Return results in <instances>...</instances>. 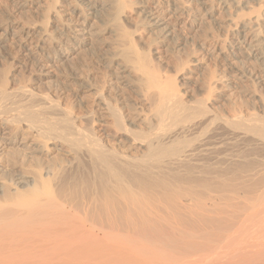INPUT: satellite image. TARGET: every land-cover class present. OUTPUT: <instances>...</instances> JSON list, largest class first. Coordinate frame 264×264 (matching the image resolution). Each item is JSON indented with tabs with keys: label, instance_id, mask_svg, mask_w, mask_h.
I'll return each mask as SVG.
<instances>
[{
	"label": "bare ground",
	"instance_id": "1",
	"mask_svg": "<svg viewBox=\"0 0 264 264\" xmlns=\"http://www.w3.org/2000/svg\"><path fill=\"white\" fill-rule=\"evenodd\" d=\"M183 1L184 6L173 5L166 14L144 5L139 12L145 22L141 25L167 40L175 36L177 24L193 32L197 22L204 25V21L213 20L214 8L205 0ZM241 1L235 4L239 6ZM50 2L36 29L9 21L14 26L11 36L17 34L15 42L20 41V50L30 56L33 65L44 61L61 64L71 55L82 60L80 57L97 45L99 60L94 59L103 71L98 72L99 84L92 76V80L83 79V74L80 80L72 81L75 97L91 99L87 112L73 114L66 109L63 119L50 120L46 115L58 107L52 105L39 112L25 107L11 120L0 116L1 125L24 127L38 140L26 155L36 156L34 167L39 172L32 179L10 172L0 185V264H264V114L222 115L216 105L224 94L212 98L215 91L208 88L211 93L206 97H189L181 92L182 84L178 86L185 79L164 78L156 43L144 49L145 41L128 32L133 19L126 0L107 1L110 21L106 19L109 25L100 31L117 38L116 43L122 41L121 49L105 45L94 29L96 23L89 24L98 14L94 0ZM61 5L64 9L58 10ZM66 12L69 20L63 16ZM238 19L230 22L234 28H247ZM53 33L61 39H55ZM62 41L71 47L62 51ZM217 45L211 53L219 56L227 48L223 51L225 45L220 49ZM52 49L60 53L50 57ZM40 51L47 55L38 57ZM100 51L105 57L98 55ZM229 54L216 59L231 63L233 70L243 57L234 50ZM190 60L185 59L181 71L185 67L191 71L196 61ZM260 60L254 59L260 62L258 67L264 65ZM7 73L0 82L2 100L11 96ZM212 73L210 79L214 78ZM223 87L231 90V84ZM260 96L257 102L264 108V97ZM28 97L31 100L30 94ZM23 100L22 105L28 103ZM50 152L63 157L49 165L44 158Z\"/></svg>",
	"mask_w": 264,
	"mask_h": 264
},
{
	"label": "rangeland",
	"instance_id": "2",
	"mask_svg": "<svg viewBox=\"0 0 264 264\" xmlns=\"http://www.w3.org/2000/svg\"><path fill=\"white\" fill-rule=\"evenodd\" d=\"M107 1L105 3H103L104 0H94L95 4L98 6V8H96V10H97L99 15L96 14L97 18H96V16L94 17L95 21L92 19L89 22V24H91L92 21H93V23H96V24H94V29L98 30L99 35L102 37V39H104L105 45H109L112 49H114L116 47L117 48L120 47L119 49H121L122 45H120V44L121 43L123 44L122 41H120L118 39V42L116 43L117 38H113V37L109 38L108 35H106L104 32H100V31L105 30L104 28L108 27L106 25H109L108 22L110 21V20L108 21V19L110 18L108 16L109 10L107 9V7H105L108 3ZM126 1L129 3V7H130V9H128L129 10L128 13L131 15V18L133 19L132 25H130L128 27V32L129 33L132 32V34H130V35L134 34L133 36H135V37L140 36L142 42L145 41L144 42V46H145L144 49L145 48L147 49L146 45H151V44H153V42H154V44L156 43L155 46L158 47L159 50H161L162 59H160V65L162 64L163 66L161 65L160 73L162 74V76H165L164 78L171 75V77H173L174 80L177 79L178 82L180 79H185L184 81L186 84H184V81H182V82H179L178 86L180 84H182V86L181 85L179 86L181 92H183V93L186 92V94L188 93L187 96H189V97L191 96L193 98L194 97L196 98V97H199L200 94L203 95V97H206L207 94L211 93V91L209 93L208 88H211L215 91V93H212V96H213V94L215 95L212 98H217L218 96H222L224 94L223 98L221 97V99H220L221 103H217V105H216L218 107L217 110L219 109L220 113L223 112L222 115L225 114L227 116L230 114L229 116H232V117H234V116L249 117L253 113H255L256 115L260 114L259 116H261V117L263 116L264 110H262V109H264V108L261 107L260 105H258L260 103V101L257 102L258 101L257 97H258V95L260 96L261 94L262 95L260 97H262V96L264 97V89H262V87L264 88V85H263L264 84V75H263L264 74L263 73L264 65L258 67L257 64H259L260 62L256 63V61H254V59L261 58L260 61L264 62V16H263L264 15V0H261L262 3L261 2L255 3V2L250 1V0H242V1L241 0H209L211 2L210 3V2H208V0H205L207 2L208 6H211V8L213 6V8H214V9L212 8L213 9L212 10V14H213L212 16H213V20L214 19H216V20L213 21L212 18L209 19L214 24H211V22L209 20H207L208 22L204 21L205 22L204 25L197 22V26H196V28L193 29L194 30L193 32L197 33V30H198V33L197 34L195 33L196 35L194 34V36L192 35L193 32H189L187 30V28L184 27L185 25L177 24L175 26L176 30L174 28L175 34L173 33L175 36H172L173 39L168 38L167 40L161 38L157 31H155L156 32L155 33L154 30L148 28V26H146V24H144L145 27H144V25L143 26L141 25L145 22H144V19H142L143 18L142 14L140 13L141 16L139 15L140 9L144 8V5H145V8H149V6H151V7H155L159 11L161 10L160 12L161 13L163 12L162 14H166L167 8L169 10V7H171L173 5L177 6L180 3L182 6H184L185 1H183V0H182V2H180L181 0L180 1L178 0L179 2L177 0H176L177 2H175V0H165V1L163 0V2L161 0H159V1H156V0H126ZM234 1H236V2H234ZM238 1L243 2L242 4H240L241 6L240 5L238 6L235 4V3H238ZM247 1H250V2L247 3ZM173 2L176 3V5ZM186 2H188V0H186ZM244 2H246V3H244ZM49 3L51 4L50 0L49 1H47V0H0V82H1V79L3 76V73L8 72L7 73V76H8L7 79L9 81H8V89L7 90H8V93H10V95H11L10 98L4 99V100H2L0 97V116L2 119L11 120V118L17 117L20 113H22L25 110V107H29L31 109V111L39 112L43 108L48 107V109H50L49 107H51L52 105H54V106L58 105V107L53 106L54 109L51 108L53 110L48 112V114L46 115V117H48V119H50V120L63 119L66 116L65 114H67V113H65L66 109H69V111H72L73 114H75V113L78 114V112L80 113L81 111L87 112L88 110H91V109H89V108H91V107H89L92 103V102H89L91 99L90 98L87 99L84 97L81 100L80 99L81 97L78 98L77 95L75 97V94H74L75 92H73V91H76V89H75V86L73 85V83L76 80L77 81L80 80L81 76L83 74L84 75V76H82L83 79H89L92 76V78H94V82L96 81L95 83L99 84L98 81L100 82L101 78H99L98 76L101 77V73L103 70H101L102 67L99 66L100 64L97 63L98 61L96 62L94 59V58L98 59L96 56L97 55L96 49H98L99 47H97V45H95L94 48H91L93 50H91V49L88 50L90 53L87 51L88 53L85 54L84 57H80V58H82V60L79 59L77 56H76V58H74V56L71 55L73 57H71V56L69 57L70 61L68 60V61L61 63V64H59V63L49 64L46 61H44L42 63H38V65H33L30 56H28L27 53L20 50V47H19L20 41H19V43H17L18 42V37H16L17 34H14L15 37L11 36V33L13 35L14 26H12V24L9 22L10 20L11 21L13 20V22H16L17 24H20L24 27L26 26V28H28V29H36V28H38V26H40L41 21H42V15L44 14V11L47 10L48 7L50 6ZM209 3H210V5H209ZM170 4H172V5H170ZM21 5H23V6L25 5V6L23 7ZM181 5H179L178 7H181ZM103 8H104V10H103ZM252 8H254V9H252ZM61 9L62 10L64 9L63 5L58 7V10H61ZM258 12H259V14H258ZM66 13H67V15L64 14L63 16H64V18H66V20H69L68 18H70V13H68V12H66ZM237 14L238 15L240 14V16H238ZM243 16H246V17H243ZM235 17H237V18L235 19ZM239 17H242L244 20L240 18L241 19V21H240V19H238ZM217 18H218V20H217ZM106 19L108 22L105 21ZM193 19H194V15H193ZM237 19L239 20V22L243 21L242 24L246 23L247 28H240L239 30L237 27L234 28V25H233L234 23L232 24L230 22H234V20H237ZM135 21H136V23H135ZM105 22L108 24H106ZM198 23H199V25H198ZM207 23H209V24H207ZM215 23L217 24V26L215 25ZM250 23H252V24H250ZM70 25L72 26L73 23L70 22ZM100 25H101V30H100ZM201 26H203V27H201ZM64 29H66V27H64L63 30ZM242 29H244V30H242ZM52 31H53V29H52ZM223 31L225 34L222 33ZM154 33H155V35H154ZM55 34L56 33H53L54 38L56 37L55 39H57V40L61 39L59 34H56V35ZM225 35H226V38H225ZM114 40H116V41H114ZM222 40L224 41L223 44H221L223 42ZM15 41H17V42H15ZM113 41H114V43H113ZM230 42H231V44H230ZM61 43H65V41L64 42L62 41ZM201 44H202V46H201ZM212 44H213V46H212ZM226 44L228 46L230 45L231 47L230 46L228 47ZM64 45H66V46H64ZM64 45H62L60 47V49L62 51L64 49H66V50L68 49L69 42H66ZM216 45L219 49L225 45L222 48V50L227 48V49H225V51L223 50L224 52L222 54H219V56H223L225 53L226 55H224V56L229 57L230 56L229 51L232 52L233 50H234V52H238L240 54L242 53L241 55L243 57V61L240 62L241 64L238 63V65H236L237 67L235 66L236 68L232 70L231 67L233 65L231 63L227 62V63H229V65H228L225 62L226 60L224 61L223 59H220V58L216 59V57L218 56L217 52L211 53L212 47H214ZM197 46H199V47H197ZM233 46L235 49L232 48ZM70 47H71V45H69V48ZM256 47L258 50L256 49ZM198 48H199V50H198ZM228 49H229V51H228ZM57 50L55 51L52 49L49 56L50 57L57 56V53L58 54L60 53L59 52L60 50L59 49H57ZM206 50H207V52H205ZM206 53H207V55H206ZM102 54L105 57V55H106L105 52L103 53V51L102 52L100 51L98 53V55H101V56H102ZM256 54H258V56L255 58ZM43 55H47L46 52L40 51V55H38V57H42ZM86 55H87V57H86ZM208 55H209V57H208ZM189 56H190L191 60L194 59L193 61H196V63H194L195 66H191L192 68L189 69L191 71H186V70H188L189 67H185V70L181 71L184 68L183 62L185 61V59L190 60L188 58ZM259 56H261V57H259ZM246 57H247V59H245ZM83 61H84V63H83ZM93 61H95V62H93ZM220 61H222V63ZM253 61L255 63H250ZM223 62H225V63H223ZM43 64H44V67L42 66ZM182 64H183V66H182ZM58 65H60V66H58ZM178 65H180V66H178ZM230 65H231V67H230ZM227 66H229V67L227 68ZM178 67L180 68L179 72H178V70H179ZM238 67H240V68H238ZM237 68H238V70H237ZM262 68H263V70H262ZM202 70H204V71H202ZM240 70H242V72ZM256 70H257V72H255ZM213 71H214L215 75H214V73H212ZM227 71H229V72H227ZM232 71H234V72H232ZM243 71H245L246 73ZM250 71L251 72L254 71V74L252 73V75H251ZM98 72H101V73H98ZM206 72L208 73V75ZM247 72H250V73H247ZM203 73H205V74H203ZM211 73L215 79L214 78L210 79ZM233 73H234V76H232ZM240 73H243L241 75H244V76H240ZM236 74H237V78L235 76ZM258 74H260L261 76ZM88 75H89V77L85 78ZM199 75H200V77H199ZM203 75H204V77H203ZM206 75H207V77H206ZM245 75L247 78H250V75H251V78L246 79ZM247 75H249V76H247ZM253 75H254V77H253ZM256 75H257V78H255ZM176 76L178 78H175ZM209 76H210V78H209ZM262 76H263V78H262ZM96 77H98V78H96ZM171 77H169V78H171ZM252 77H253V79H252ZM92 78H91V80H92ZM204 78H206V79H204ZM234 78L236 80H234ZM98 79H100V80H98ZM207 79L208 80L210 79L209 80L210 83L213 81V83H211V85H210V83H208L211 87H209V85H207V83H206V82H208ZM260 80H261V82H260ZM72 81H73V83H72ZM202 82H203V84H202ZM205 83H206V86H208L207 88L205 86ZM222 83L224 85L225 84H231V90L230 91L224 90L225 88L223 87L224 85ZM233 83H234V85H233ZM65 84H66V86L67 85L68 86L65 87ZM203 85L205 86V88L203 87ZM212 86H216V88L215 87L214 88L216 90L218 88V90L216 91L214 88H212ZM199 87L200 88L202 87V88L200 89ZM192 88H194V89H192ZM197 88H199V92H197ZM72 89H75V90H72ZM68 91H69V93H68ZM204 91H206V92H204ZM253 91L254 92L256 91L258 93L255 92L256 93V95H255V93ZM24 93L26 96L24 95ZM247 93L250 96H253V93H254V96L250 97ZM28 94H30L31 100L28 97ZM191 94L194 96H192ZM127 95L132 97V98H133V96L135 97L134 94H132L133 96L130 94H127ZM226 96L228 99H225ZM246 96H248V97H246ZM26 97L29 99H27ZM59 97H61V98H59ZM63 97H65L64 98L65 100L63 99ZM130 97H128L127 99L131 100ZM23 98H25L28 103L25 102V103H23L24 105H22L21 103L25 101V100H23ZM253 98H254V100H253ZM59 99H61V102H59ZM210 99H211V97H210ZM83 100L85 102H83ZM20 101H21V103H20ZM57 102H59V103H57ZM247 103L249 106L247 105ZM255 104L257 106L256 108H255ZM80 106L82 107V109ZM4 107H6V108H4ZM258 107H260V108H258ZM3 109L5 111H3ZM1 113H4V114H1ZM255 114H253V115H255ZM1 124H3V121L0 120V170H1L0 171L1 172V174H0V185H2L3 183L5 184V181L7 180L6 179L7 177L5 176V174H8L10 172L21 173L28 178L30 177V179L38 177L39 172L34 167L35 162H34V158H33V157L36 158V156L34 154L33 155L29 154V156L26 155L27 153H29L33 149L34 146H36L38 144V143H36L38 140L35 139L34 135H31L27 131H25L26 129H23L24 127H19L18 129H16L17 127L15 128L14 126H10V125H9L10 127H8V125L5 126V125H1ZM87 125H88V127H90V124H87ZM7 127H8V129H7ZM14 129L16 130V134H14L15 133ZM11 130H13V131L11 132ZM34 143H36V145ZM124 151L125 150L123 149L122 152H124ZM15 154H16V157H14ZM56 154L57 153L50 152L49 155L46 158H44L45 160L48 159V161H50L49 165H53L52 162L55 159H61L63 157V154H60V153L57 155ZM6 185H8V184H6ZM10 188H13V187H10ZM1 195H2V193L0 192V198H1Z\"/></svg>",
	"mask_w": 264,
	"mask_h": 264
}]
</instances>
